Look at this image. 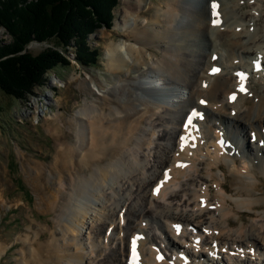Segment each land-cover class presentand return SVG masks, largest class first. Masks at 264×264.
<instances>
[{
    "label": "bare ground",
    "instance_id": "obj_1",
    "mask_svg": "<svg viewBox=\"0 0 264 264\" xmlns=\"http://www.w3.org/2000/svg\"><path fill=\"white\" fill-rule=\"evenodd\" d=\"M121 1L114 27L126 40L109 43L106 64L124 79L103 84L90 74L84 80L89 93L96 90L91 83L99 92L71 121L74 143L66 139L61 114L50 116L55 160L40 200L57 220L50 223L51 240L43 241V231L37 242L25 240L20 264H130L137 234L144 235L139 264H264V29L254 27L259 13L264 17V0H198L188 30L175 24L187 12L184 0H159L148 25L152 3ZM147 52L152 64L142 72ZM128 67L138 76L128 78ZM150 80L170 85L174 98L152 93L157 86L148 88ZM194 107L212 109L210 129L201 118L187 122ZM35 165L32 180L41 186L43 167ZM150 216L160 222L161 241L156 233L149 237L156 228L147 226ZM179 223L185 226L180 234ZM181 252L191 253L192 262H183Z\"/></svg>",
    "mask_w": 264,
    "mask_h": 264
},
{
    "label": "rangeland",
    "instance_id": "obj_2",
    "mask_svg": "<svg viewBox=\"0 0 264 264\" xmlns=\"http://www.w3.org/2000/svg\"><path fill=\"white\" fill-rule=\"evenodd\" d=\"M145 1L152 3L153 6L146 17V24L148 25L149 18L151 19V17L156 15V3L159 0ZM183 2L187 12L180 13V17L175 24H177L179 30H188L193 19L192 16L200 5L198 0H184ZM123 7L124 4L120 0L119 5L115 9L114 24L110 29L101 28L90 36L91 45L97 46L101 50L97 65L88 66L81 63L77 58L74 44L68 46L67 50H63L62 45H58L56 40L33 41L28 46V49L33 54H38L48 47H56L65 52L70 64L58 65L49 70L46 73V82L42 85H37L26 99L16 98L0 89V248L2 249L0 264H20L21 252L29 248V244L25 240L37 242V233L39 231L45 233L43 241L51 240L53 227L50 226V223L57 220V213L49 211L45 203L40 200V195L48 193V190L42 191L40 187L49 188L48 185L51 184L49 176L53 175L50 170V164L55 160V143L57 139L47 130V127L53 122L50 116L55 112L61 114L59 122L65 133H67L66 139L68 142L74 143L76 141V133L74 131L75 126L72 123L73 117L84 106L86 100H90L94 93L99 92L97 87L94 86L95 83H91V87H94L95 91L89 93L87 90L85 81L89 80L90 74L95 75L98 78L97 81L103 84L111 81L116 83L118 80L121 79L122 81L124 79V77L109 70L106 64L109 43H123L126 40L124 36L117 34L119 30L114 27L116 20L122 14L121 9ZM259 14L255 18L257 25L254 27L264 29L263 13ZM145 16L146 14L143 13L141 15L142 19H145ZM248 19L246 18L244 21L247 22ZM0 29L3 30L0 34V42L10 41L11 37L6 29L2 27ZM181 35L182 33L177 34L178 37ZM156 52L159 53V51ZM146 56L147 60L140 64L139 71L147 72V66L152 62L150 60L153 57L152 54L147 52ZM139 71L134 68L130 70V67H128L126 72L129 73V78L130 76L137 77ZM149 73L157 75L154 71ZM72 76L75 79H71ZM164 86L172 89L170 85ZM171 89L166 95L170 100L174 98ZM178 89H181V87L179 86ZM153 91L152 93H163L157 88L153 89ZM139 92L142 96L151 99L143 91ZM204 114L203 126L206 129H210L211 123L216 121L213 111L209 108ZM179 126L180 123L177 127ZM238 131L241 132L242 130L238 129ZM239 140H243V138L239 136ZM35 161L40 162L43 167L44 173L43 179L40 181L41 186H36L32 180L33 170L36 166ZM161 170L162 168H160ZM135 188L136 185L131 190L135 191ZM144 218L148 219L146 221L148 227L151 224L156 226L155 229H151L149 237L152 238L158 234L160 238L157 235V239L161 241L162 231L158 227L160 222L154 221L151 216ZM133 219L134 221L127 226L128 228L124 227L125 230L129 231L136 224V216ZM250 219H252V216H247V220L250 221ZM102 239L101 237L100 243L103 246ZM112 246L120 257L121 253L117 248L118 246L115 243ZM64 263L66 264V261Z\"/></svg>",
    "mask_w": 264,
    "mask_h": 264
},
{
    "label": "trees",
    "instance_id": "obj_3",
    "mask_svg": "<svg viewBox=\"0 0 264 264\" xmlns=\"http://www.w3.org/2000/svg\"><path fill=\"white\" fill-rule=\"evenodd\" d=\"M120 0H0V27L11 40L0 42V89L26 99L46 73L58 65H69L64 49L76 46L77 58L88 66L97 65L101 50L90 36L114 24ZM56 40L63 50L48 47L33 54V41ZM57 45V46H58Z\"/></svg>",
    "mask_w": 264,
    "mask_h": 264
},
{
    "label": "snow or ice",
    "instance_id": "obj_4",
    "mask_svg": "<svg viewBox=\"0 0 264 264\" xmlns=\"http://www.w3.org/2000/svg\"><path fill=\"white\" fill-rule=\"evenodd\" d=\"M212 7H213V9H215L217 7V5L215 3H213ZM213 71H219V70L218 69H213ZM240 75L243 76L244 74H240ZM245 91H246V89H245ZM233 99H235L234 96H233ZM202 103H203V101H202Z\"/></svg>",
    "mask_w": 264,
    "mask_h": 264
}]
</instances>
